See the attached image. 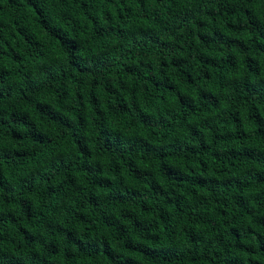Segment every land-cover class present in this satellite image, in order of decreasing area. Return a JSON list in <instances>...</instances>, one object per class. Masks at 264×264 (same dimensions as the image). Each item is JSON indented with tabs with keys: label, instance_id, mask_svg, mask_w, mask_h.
I'll use <instances>...</instances> for the list:
<instances>
[{
	"label": "trees",
	"instance_id": "1",
	"mask_svg": "<svg viewBox=\"0 0 264 264\" xmlns=\"http://www.w3.org/2000/svg\"><path fill=\"white\" fill-rule=\"evenodd\" d=\"M0 264H264V0H0Z\"/></svg>",
	"mask_w": 264,
	"mask_h": 264
}]
</instances>
